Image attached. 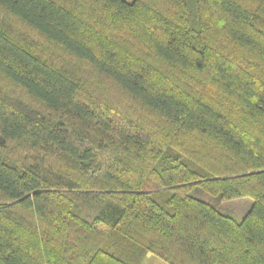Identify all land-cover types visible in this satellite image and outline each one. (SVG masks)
Returning <instances> with one entry per match:
<instances>
[{
	"label": "trees",
	"instance_id": "obj_1",
	"mask_svg": "<svg viewBox=\"0 0 264 264\" xmlns=\"http://www.w3.org/2000/svg\"><path fill=\"white\" fill-rule=\"evenodd\" d=\"M150 256L264 264V0H0V264Z\"/></svg>",
	"mask_w": 264,
	"mask_h": 264
},
{
	"label": "rangeland",
	"instance_id": "obj_2",
	"mask_svg": "<svg viewBox=\"0 0 264 264\" xmlns=\"http://www.w3.org/2000/svg\"><path fill=\"white\" fill-rule=\"evenodd\" d=\"M130 2L131 0H125ZM192 194L197 196L198 198L214 203L216 201H219L221 210L223 213L228 214L232 216L236 220H240L245 213L248 211L252 204V199L248 196H241V197H235L231 199H226V200H218L216 199L217 197L204 192L203 190L200 189H194L192 191ZM145 264H165L160 258L155 257V256H150L147 258L144 262Z\"/></svg>",
	"mask_w": 264,
	"mask_h": 264
}]
</instances>
